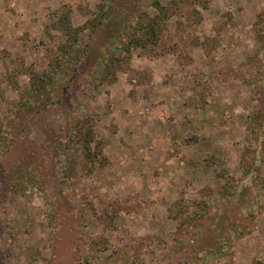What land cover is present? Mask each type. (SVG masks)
<instances>
[{"label":"rangeland","instance_id":"rangeland-1","mask_svg":"<svg viewBox=\"0 0 264 264\" xmlns=\"http://www.w3.org/2000/svg\"><path fill=\"white\" fill-rule=\"evenodd\" d=\"M0 264H264V0H0Z\"/></svg>","mask_w":264,"mask_h":264},{"label":"trees","instance_id":"trees-1","mask_svg":"<svg viewBox=\"0 0 264 264\" xmlns=\"http://www.w3.org/2000/svg\"><path fill=\"white\" fill-rule=\"evenodd\" d=\"M123 14L120 13V15L118 14V17H122ZM124 16V15H123ZM152 29L151 27L152 26H143V29L144 28H149ZM145 30V29H144ZM153 30V29H152ZM74 42L77 43V37L74 35ZM86 134L87 133H82V134H77L76 136L78 137L77 139V142L79 143V145H81V147L84 149V150H87L89 148V144H91V138L90 137H86ZM88 154V153H87ZM89 156V154H88Z\"/></svg>","mask_w":264,"mask_h":264}]
</instances>
